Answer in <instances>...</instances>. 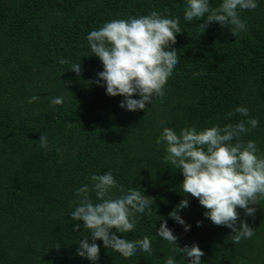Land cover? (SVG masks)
<instances>
[{"label": "trees", "instance_id": "16d2710c", "mask_svg": "<svg viewBox=\"0 0 264 264\" xmlns=\"http://www.w3.org/2000/svg\"><path fill=\"white\" fill-rule=\"evenodd\" d=\"M219 3L210 0L211 7ZM184 5L185 0H0V264H92L76 255L80 239L92 241L69 214L75 190L91 174L109 170L125 191L137 187L154 199L151 214H137L132 232L117 233L149 237L154 253L123 257L96 241L97 264H163L169 255L184 264L158 236L163 220L179 248L199 246L202 264H264V199L250 205L253 216L237 210L238 224L246 221L253 235L233 244L230 229L214 225L198 199L181 193L183 175L164 163V146L155 144L163 127L177 133L223 127L246 119L228 115L245 106L259 126L241 140H255L264 154V0L240 13L247 31L236 36L218 23L201 34L197 25L203 21L186 22ZM151 11L178 18L182 31L168 47L177 50L179 62L164 94L145 110L129 112L119 106L123 97L97 86L103 65L86 36L107 21ZM73 64H81L79 74L69 71ZM33 95L40 99L27 103ZM56 96L65 98L62 105L50 104ZM41 134L47 148L39 145ZM185 198L189 207L179 214L191 225L188 232L169 218ZM77 223L81 228L75 231Z\"/></svg>", "mask_w": 264, "mask_h": 264}, {"label": "clouds", "instance_id": "9594fccd", "mask_svg": "<svg viewBox=\"0 0 264 264\" xmlns=\"http://www.w3.org/2000/svg\"><path fill=\"white\" fill-rule=\"evenodd\" d=\"M257 7L258 0H220L218 7H211L210 0H185L183 17L186 22L202 20L203 23L197 25L201 34L208 25L218 23L222 28L229 26L236 36L247 31L240 13ZM181 31L178 18L157 11L139 17L113 19L90 31L86 36L88 47L92 56L103 65V70L98 73L97 86L104 87L110 97H123L119 105L121 109L129 112L145 110L154 97L164 94V85L179 62L177 50L168 45ZM69 71L79 74L81 64H73ZM39 99L33 95L27 103ZM64 99L63 96L53 97L50 104L62 105ZM237 114L246 119L223 127L217 124L199 130L184 127L179 133L163 127L155 140L158 147L164 146V163L183 175L181 193L198 199L205 209L204 217L214 225L230 229L233 244L253 235V229L246 221L238 224L237 210H244L245 216H253L256 209L250 205L259 204L264 199V154L259 153L255 140H241L243 134H249L259 126V121L250 116L245 106L235 107L228 115ZM38 142L41 148L48 147L45 135L41 134ZM88 180L89 183L81 184L75 190V207L69 215L73 221L82 222L92 242L89 243L87 236L80 239L76 255L97 264L100 246L96 241H102L106 249L123 257L135 256L138 251L153 255L149 237L127 239L117 233L132 232L140 218L137 214H151L154 199L137 187L126 191L119 187L111 170L102 175L91 174ZM114 189L120 195H113ZM189 203L188 198L182 199L169 213V218L183 226L185 232L191 230V225L179 213L188 208ZM196 226L201 227L202 221H197ZM80 228V223L73 227L75 231ZM158 236L173 252L180 253L184 264H202L204 253L199 246L193 244L179 248L178 237L168 228L167 220L160 224ZM54 247L59 249L60 245ZM163 264L179 262L175 255H169L163 259Z\"/></svg>", "mask_w": 264, "mask_h": 264}]
</instances>
